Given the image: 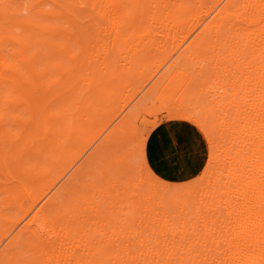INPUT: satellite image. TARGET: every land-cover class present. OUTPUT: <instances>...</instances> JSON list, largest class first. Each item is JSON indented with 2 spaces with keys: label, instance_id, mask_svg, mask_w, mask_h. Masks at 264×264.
Here are the masks:
<instances>
[{
  "label": "bare ground",
  "instance_id": "1",
  "mask_svg": "<svg viewBox=\"0 0 264 264\" xmlns=\"http://www.w3.org/2000/svg\"><path fill=\"white\" fill-rule=\"evenodd\" d=\"M92 31L137 60L93 73L79 131L100 124L104 135L75 172L104 151L125 171L119 186L102 193L108 201L93 205V216L88 208L78 216L66 188L49 182L71 134L63 117L68 95L85 80L76 73L100 55L69 44ZM190 36V53L201 55L209 42L218 50L205 108L197 91L205 85L174 65L133 105L117 107L128 88L122 82L146 65L140 58L150 53L149 41ZM135 42L141 44L129 49ZM179 74L189 89L173 84ZM153 90L167 94L162 107L147 110ZM160 112L195 126L206 141V166L193 181L169 183L147 164L139 132ZM134 143L147 168L136 179L127 161ZM123 184L136 202L120 218L110 211L123 203ZM0 195V264H264V0H0Z\"/></svg>",
  "mask_w": 264,
  "mask_h": 264
},
{
  "label": "rangeland",
  "instance_id": "2",
  "mask_svg": "<svg viewBox=\"0 0 264 264\" xmlns=\"http://www.w3.org/2000/svg\"><path fill=\"white\" fill-rule=\"evenodd\" d=\"M25 12L26 11H24V13ZM93 29L97 30V28ZM91 33H93V31ZM94 33L88 39L80 38L77 43L69 44V48L73 51L86 52L88 50H97L100 52V55L94 58H88L86 60L85 69L82 72L81 70L79 73L77 72L78 74L76 73L78 78L82 73L83 76L81 78L84 77L85 80L83 79V81L80 79L77 87L68 95V105H66L67 112L63 114V117L66 118V115L67 118L69 117L71 134L65 139L66 153L61 163L54 166L49 182V184L52 185L56 184V188L60 186L66 188V191H68L66 194V204L70 206L75 203L76 214L78 216L85 214L87 208L90 210L89 216H93L95 213L93 205L99 200H104L105 203L108 201V198L104 197L103 192H106V188L110 186L112 188L119 186L121 184L120 182H123V177L121 176L122 171H125L122 167L115 165L114 161L116 154H114L113 151H104L106 155L103 153V155L86 170L78 174L75 172L76 168L83 162L89 153L94 150L95 146L104 135V131L101 132L104 127H100V124L89 129L86 133L79 131L81 125L87 120V113L84 107L85 103L89 102L92 97L89 85L91 80L96 77L93 73L98 68L103 72L104 70L106 72H112L113 70L119 71L122 68L130 67L129 65L137 60L136 55L133 53L124 55L118 52L116 47L119 42L110 38L109 35L97 36V33ZM156 41L157 40L153 39L149 41L148 44L151 46L150 53L140 58L146 65L143 68L138 67V69H140L139 74L129 76L127 80L122 82L124 85L128 86V88L126 89L127 91L125 90V94L123 93L119 99L121 103H118L117 107L123 104V102H127V107L133 105L131 102L134 103L143 97L144 93H146L155 79L171 65H174L175 67L185 70L184 74H189L193 82L197 80L200 87L205 85V88L202 87L199 88L200 90H197L199 93L198 103L205 108L206 104L211 101V78L216 74L219 68V64L217 63L218 50L215 44L209 42L201 55H195L188 50L193 41L192 36L179 37L165 43H157ZM140 44L141 43L136 42L132 43L129 45V49L134 48L136 45L139 46ZM184 52L187 53L188 60L183 61L180 59L176 61L178 56H180V54L182 55ZM85 56L87 58V54H85ZM203 72L204 74H201ZM99 74L97 77H99ZM184 74L177 75L173 81V84L176 83L179 85L181 91L185 84L187 85L188 83V79ZM51 77L53 78L52 73ZM218 81L219 78H216V83H218ZM196 83L195 85L198 86ZM190 84L192 85V83ZM218 87H220L219 84H217V88ZM180 89H177L176 92ZM184 91L185 90H183L182 93H184ZM158 92L159 90H153V92L150 93V98L146 101L147 110L160 108L164 104L163 102L167 91H163L160 93L161 95ZM182 93L180 94L182 95ZM201 98H203V102L201 101L202 103L200 102ZM81 99H84L85 102H82ZM169 110L171 115L176 113L174 108ZM165 115V112H160L156 119L152 116H150L151 118L147 117V120L139 132L140 138L147 139L145 145V158L147 164L158 177L169 183L175 184L188 180L193 181L194 179L192 178L195 176L197 177L201 169L203 170V167L206 166L205 164L209 153L206 141L195 126L177 120H169ZM67 121L68 119L63 120V124L66 125V123H68ZM182 152L184 154H182ZM127 161L129 166H132L134 169L132 172V177H134V179H136L138 174L146 173L147 168L142 162L141 147L139 144L134 143ZM139 164L140 167H138ZM40 191L38 192L39 194L41 193ZM1 197L2 195H0V199ZM121 197L123 203L119 207L111 208L110 211L120 212V214H118L120 218L126 213L127 207L132 206V204L136 202V200H131L132 198L128 195V191L124 184L120 186V196L118 199ZM71 218H74V216H71ZM92 222H95L94 219ZM82 231H84V229H82ZM100 232L101 231H96L98 234ZM4 234V232L0 233V250L5 244V242L2 243L1 241ZM19 250L27 257L30 255V252L25 251L23 248H19Z\"/></svg>",
  "mask_w": 264,
  "mask_h": 264
}]
</instances>
